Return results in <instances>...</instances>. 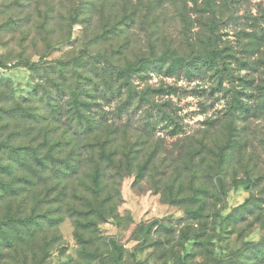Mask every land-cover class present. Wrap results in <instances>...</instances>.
Listing matches in <instances>:
<instances>
[{
    "label": "rangeland",
    "instance_id": "1",
    "mask_svg": "<svg viewBox=\"0 0 264 264\" xmlns=\"http://www.w3.org/2000/svg\"><path fill=\"white\" fill-rule=\"evenodd\" d=\"M0 264H264V0H0Z\"/></svg>",
    "mask_w": 264,
    "mask_h": 264
}]
</instances>
